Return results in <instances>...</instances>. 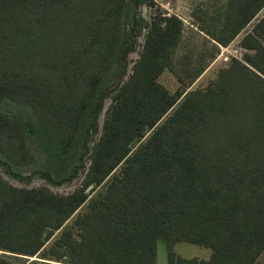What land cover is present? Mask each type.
<instances>
[{
    "label": "trees",
    "instance_id": "1",
    "mask_svg": "<svg viewBox=\"0 0 264 264\" xmlns=\"http://www.w3.org/2000/svg\"><path fill=\"white\" fill-rule=\"evenodd\" d=\"M143 1L0 0V166L21 178L32 140L31 174L52 186L83 174L67 194L0 175V264H156L159 242L167 264H256L264 254V0H225L211 14L198 4L194 22L214 45L197 65L175 59L182 21L144 22ZM254 19L243 59L188 89ZM141 26L139 56L116 83ZM165 70L182 81L174 93L159 82ZM6 100L31 109L21 126L3 113ZM180 242L209 258L180 256Z\"/></svg>",
    "mask_w": 264,
    "mask_h": 264
},
{
    "label": "rangeland",
    "instance_id": "2",
    "mask_svg": "<svg viewBox=\"0 0 264 264\" xmlns=\"http://www.w3.org/2000/svg\"><path fill=\"white\" fill-rule=\"evenodd\" d=\"M223 1L225 0H145L137 7L136 15L140 19H143L146 23H150L153 17L157 16L164 18L175 16L179 18L183 24V37L179 47L176 50L175 59H178L180 55L185 54L192 59V64L197 65L199 57L204 55V53L208 55L209 49L212 48L214 42L209 40L208 37L205 36L201 30H199L197 23L194 22L195 18L192 16V10L199 4L203 8H207L208 13L211 14L217 5ZM167 13H170V16H168ZM261 16H264V8H262V10H260L257 15V17ZM255 21L256 19L248 24L234 40L226 45V47H229V49L237 50V55L240 57L238 60H242L243 55L246 52V49L240 46V40L244 34L251 29ZM138 29H140V32L137 34L135 49L134 51H131L127 54L126 72L124 73L122 79V75L119 76L116 83L127 79L134 62L138 58L139 52L142 49L147 27L141 26V28ZM220 46L222 45L217 46L218 51L215 58L207 63L204 72L193 82L192 85L189 86L188 89L205 87L213 78H215L217 71L221 67L227 65L231 59H236L230 54L229 60L224 61L223 57L225 52L221 55ZM159 82L162 83L171 93L176 92L177 89L182 85V81H180L170 70H165L159 76ZM111 103V96L105 98L103 109L98 118L100 129ZM2 111L4 114L14 119L20 126L23 123L22 119H26L31 115V109L28 106L20 104L18 105L8 100L3 103ZM98 136L99 134L92 136V143L98 138ZM28 146L34 157L30 159V162L16 168L17 173L21 175V178L8 175L3 167L0 166V175L8 180L11 184L16 187L28 188L47 185L53 192L61 194H67L74 190L77 186L81 185V180L83 178L82 173L71 182L63 183L59 186L49 185L47 184L46 180L41 178L39 175L31 174L32 171L36 170L37 166L39 165L38 159L40 153L38 152L34 141L29 140ZM88 163L89 160L86 159V166ZM174 250L180 256L186 258L197 257L203 261L208 259L210 256V250L208 248L188 242L176 243L174 245ZM32 260H36V263L34 264H61L55 261H42L37 257L29 258L26 263ZM156 264H167L166 246L162 242L158 243ZM256 264H264V254L258 259Z\"/></svg>",
    "mask_w": 264,
    "mask_h": 264
},
{
    "label": "built area",
    "instance_id": "3",
    "mask_svg": "<svg viewBox=\"0 0 264 264\" xmlns=\"http://www.w3.org/2000/svg\"><path fill=\"white\" fill-rule=\"evenodd\" d=\"M168 16H170V13H167ZM221 49V55L225 52V55L223 57L224 61L229 60L230 54L233 58L239 59L240 57L237 55V50L235 49H229V47L226 46H220ZM233 50V51H232Z\"/></svg>",
    "mask_w": 264,
    "mask_h": 264
}]
</instances>
